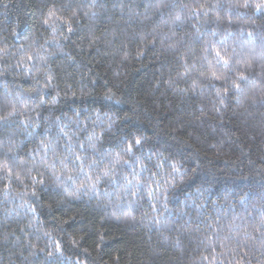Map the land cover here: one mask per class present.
Listing matches in <instances>:
<instances>
[{
  "label": "trees",
  "instance_id": "obj_1",
  "mask_svg": "<svg viewBox=\"0 0 264 264\" xmlns=\"http://www.w3.org/2000/svg\"><path fill=\"white\" fill-rule=\"evenodd\" d=\"M0 264H264V0H0Z\"/></svg>",
  "mask_w": 264,
  "mask_h": 264
},
{
  "label": "snow or ice",
  "instance_id": "obj_2",
  "mask_svg": "<svg viewBox=\"0 0 264 264\" xmlns=\"http://www.w3.org/2000/svg\"><path fill=\"white\" fill-rule=\"evenodd\" d=\"M217 56H219V53H217ZM213 75H215V73H213ZM136 143L138 144V143H140V141L137 140Z\"/></svg>",
  "mask_w": 264,
  "mask_h": 264
}]
</instances>
